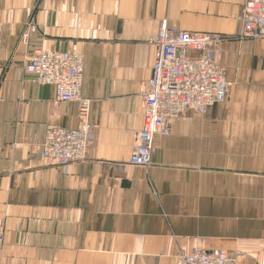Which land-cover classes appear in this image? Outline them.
<instances>
[{
  "label": "crops",
  "instance_id": "crops-1",
  "mask_svg": "<svg viewBox=\"0 0 264 264\" xmlns=\"http://www.w3.org/2000/svg\"><path fill=\"white\" fill-rule=\"evenodd\" d=\"M246 0H0V264H176L180 249L242 250L264 264V40L241 37ZM223 36L227 99L187 110L128 165L163 21ZM40 50L84 57L95 141L50 166L49 128L78 104L26 70Z\"/></svg>",
  "mask_w": 264,
  "mask_h": 264
},
{
  "label": "built area",
  "instance_id": "built-area-1",
  "mask_svg": "<svg viewBox=\"0 0 264 264\" xmlns=\"http://www.w3.org/2000/svg\"><path fill=\"white\" fill-rule=\"evenodd\" d=\"M241 37L264 40V0H246L242 10ZM223 36L206 31L179 30L161 23L158 34L149 40L155 48L152 76L142 92L143 126L134 133L135 145L128 165L153 164L155 139L171 132L172 124L187 110L205 114L224 102L230 82L216 58ZM84 57L75 52L40 50L28 61L26 70L41 85L55 89V102L78 104L75 128H49L42 141V156L50 166L66 168L86 158L95 141L91 121V100L82 94ZM5 224L0 222V252ZM246 254L225 250L207 251L199 246L180 249L176 264H242Z\"/></svg>",
  "mask_w": 264,
  "mask_h": 264
},
{
  "label": "rangeland",
  "instance_id": "rangeland-1",
  "mask_svg": "<svg viewBox=\"0 0 264 264\" xmlns=\"http://www.w3.org/2000/svg\"><path fill=\"white\" fill-rule=\"evenodd\" d=\"M222 66V65H221ZM223 67V66H222ZM224 68V67H223ZM224 70H225V68H224ZM225 72H226V70H225ZM184 249V248H183ZM237 252H243V253H245L246 254V259H247V253L246 252H244V251H242V250H238V251H235V252H229V253H231V254H235V253H237ZM246 259L243 261V263H245V261H246Z\"/></svg>",
  "mask_w": 264,
  "mask_h": 264
}]
</instances>
